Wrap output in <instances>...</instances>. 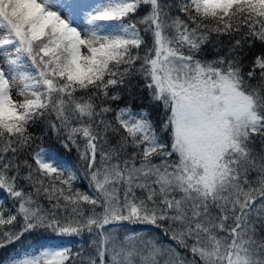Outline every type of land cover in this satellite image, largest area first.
Returning a JSON list of instances; mask_svg holds the SVG:
<instances>
[{"label": "snow or ice", "instance_id": "snow-or-ice-1", "mask_svg": "<svg viewBox=\"0 0 264 264\" xmlns=\"http://www.w3.org/2000/svg\"><path fill=\"white\" fill-rule=\"evenodd\" d=\"M76 7L86 27L53 0H0V249L47 241L6 264H264V51L245 63L244 47L264 45V0ZM134 78L159 129L114 107ZM45 135L76 149L90 191ZM125 222L172 243L121 237ZM85 234L92 252L63 243Z\"/></svg>", "mask_w": 264, "mask_h": 264}, {"label": "trees", "instance_id": "trees-1", "mask_svg": "<svg viewBox=\"0 0 264 264\" xmlns=\"http://www.w3.org/2000/svg\"><path fill=\"white\" fill-rule=\"evenodd\" d=\"M94 0H76L77 5L85 2L92 3ZM171 2V0H169ZM143 14V10L141 11V15ZM175 14V13H174ZM228 44L227 38L223 39L222 44L214 42L213 44L206 45L204 51L202 53L205 59H212L216 55V48H226ZM245 63L250 61V58L264 51V45H261L259 41H255L251 48L246 44L245 46ZM119 107H131L133 112H139L141 109L147 110L150 113V117L154 124L159 129L160 122L164 119V114L158 105L152 104L148 99V94L146 90H142V81L138 78H134L131 81L130 91L125 90L122 94V99L117 101L115 106ZM33 132L39 136L41 134V128L33 129ZM37 143L42 147L46 154L53 157L52 162L56 163L58 166L64 167L65 169H72L79 174V179L75 183V187L80 189L81 191H90L88 188V182L82 175V170L80 167V161L75 148L68 150L64 148L61 143L51 135H45L43 139L38 140ZM257 149H259V140H257ZM253 177L255 173L252 174ZM9 203L7 201L6 196L3 193H0V204ZM45 204L48 202L45 200ZM113 227H117L119 229V235L123 237L125 234H134L140 233L145 237H155L162 242L172 243V241L168 240L167 237L158 236V230L153 228L150 225L145 224H128L124 223L123 225H115ZM65 240L71 242V248L73 252L84 249V251L92 252L94 248L91 245L92 237L87 236L85 234L84 238L73 237L66 238ZM64 240V241H65ZM47 241L45 239V235L41 233H31L26 234L20 241L15 244L9 245L6 248L0 249V264H6L12 256H21L27 250L30 249H39V247L43 244H46ZM183 251V250H181Z\"/></svg>", "mask_w": 264, "mask_h": 264}, {"label": "rangeland", "instance_id": "rangeland-1", "mask_svg": "<svg viewBox=\"0 0 264 264\" xmlns=\"http://www.w3.org/2000/svg\"><path fill=\"white\" fill-rule=\"evenodd\" d=\"M106 0H94L92 3H104ZM53 4L59 10L61 13L68 15L70 18L76 20L81 27H86L84 24V20L82 18V14L77 9L74 0H53ZM47 157L52 161L53 157L47 155ZM64 244L68 245L70 247L71 242L70 241H63Z\"/></svg>", "mask_w": 264, "mask_h": 264}]
</instances>
